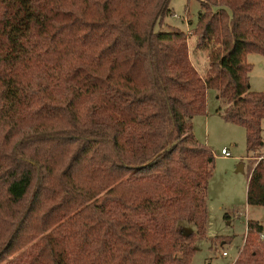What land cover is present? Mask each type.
I'll list each match as a JSON object with an SVG mask.
<instances>
[{
    "label": "trees",
    "instance_id": "trees-1",
    "mask_svg": "<svg viewBox=\"0 0 264 264\" xmlns=\"http://www.w3.org/2000/svg\"><path fill=\"white\" fill-rule=\"evenodd\" d=\"M170 1L0 0V264H191L209 88L252 156L264 147L246 59L264 54V0H199L191 35L157 28ZM246 200L264 205V158ZM263 230L247 221L232 264H264Z\"/></svg>",
    "mask_w": 264,
    "mask_h": 264
},
{
    "label": "rangeland",
    "instance_id": "rangeland-1",
    "mask_svg": "<svg viewBox=\"0 0 264 264\" xmlns=\"http://www.w3.org/2000/svg\"><path fill=\"white\" fill-rule=\"evenodd\" d=\"M169 6L176 16L167 15L163 26L157 28L177 27L191 35L201 9L199 0H171ZM190 38L189 43H193ZM191 58L195 60L192 53ZM205 59V51H198L195 64L199 70ZM246 59L252 65L250 89L264 90V54L249 52ZM206 97V114L193 116L192 130L197 140L213 151L215 160L207 187L206 230L196 241L191 264H232L244 242L247 221L257 220L264 229V205L248 204L246 200L250 169L256 160L264 158V147L252 156L246 148L244 126L219 114L218 108L224 107L225 102L217 96V90L209 88ZM261 126L264 141V117ZM223 147L230 150V156L218 152ZM193 228V224L187 225V230Z\"/></svg>",
    "mask_w": 264,
    "mask_h": 264
},
{
    "label": "built area",
    "instance_id": "built-area-1",
    "mask_svg": "<svg viewBox=\"0 0 264 264\" xmlns=\"http://www.w3.org/2000/svg\"><path fill=\"white\" fill-rule=\"evenodd\" d=\"M173 16H176L174 13ZM221 155L223 156H229L230 155V150L227 147H223L218 151ZM261 238H264V230L260 234Z\"/></svg>",
    "mask_w": 264,
    "mask_h": 264
},
{
    "label": "crops",
    "instance_id": "crops-1",
    "mask_svg": "<svg viewBox=\"0 0 264 264\" xmlns=\"http://www.w3.org/2000/svg\"><path fill=\"white\" fill-rule=\"evenodd\" d=\"M230 155H231V154H230ZM230 155H229V156H230ZM253 165H254V163H253ZM253 165H252V167H253ZM251 169H252V168H251ZM251 169H250V171H251Z\"/></svg>",
    "mask_w": 264,
    "mask_h": 264
}]
</instances>
